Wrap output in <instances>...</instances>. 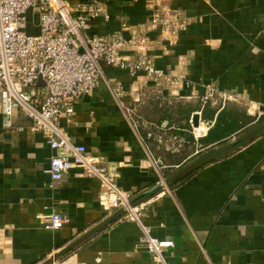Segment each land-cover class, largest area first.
<instances>
[{
	"label": "crops",
	"instance_id": "0c3cea01",
	"mask_svg": "<svg viewBox=\"0 0 264 264\" xmlns=\"http://www.w3.org/2000/svg\"><path fill=\"white\" fill-rule=\"evenodd\" d=\"M102 1L108 18L79 41L122 32L121 55H146L166 77L102 63L62 125L144 206L153 235L175 242L170 264H264V0ZM155 12L185 28L152 30ZM195 115L209 127L199 139ZM31 126L0 115V264H155L127 211L102 206L96 178L74 168L49 187L53 152ZM53 213L69 219L57 231L45 229Z\"/></svg>",
	"mask_w": 264,
	"mask_h": 264
},
{
	"label": "built area",
	"instance_id": "2783aa9c",
	"mask_svg": "<svg viewBox=\"0 0 264 264\" xmlns=\"http://www.w3.org/2000/svg\"><path fill=\"white\" fill-rule=\"evenodd\" d=\"M35 14L38 31L30 34L26 32L27 19ZM103 17L108 18V14L102 0L74 6L66 0H0V115L3 126L9 128L15 113L21 112L32 122L31 131L44 135L53 152L45 171L51 189L74 168L96 178L102 206L107 210L124 208L141 227L140 244L152 261L170 264L167 254L175 249V242L153 235L143 222L144 206H133L131 194L118 185L117 174L111 173L84 145L74 143L61 123L62 116L72 120L76 116V102L96 88L103 75L102 63L131 74L144 72L155 80L166 77L146 55L132 61L121 55L120 50L132 43L122 32L110 38L89 37L81 43L79 36ZM148 22L152 30L171 36L185 28L177 14L155 12ZM147 42L146 36L137 40L140 46ZM40 81L43 86L38 85ZM208 129L198 125L193 128V135L202 138ZM68 222L66 216L53 213L45 229L57 231Z\"/></svg>",
	"mask_w": 264,
	"mask_h": 264
},
{
	"label": "rangeland",
	"instance_id": "374dc122",
	"mask_svg": "<svg viewBox=\"0 0 264 264\" xmlns=\"http://www.w3.org/2000/svg\"><path fill=\"white\" fill-rule=\"evenodd\" d=\"M38 20V15L35 14V15H29L28 16V26H27V29H26V32L27 33H30V34H36L37 32V28L36 26L34 25V22Z\"/></svg>",
	"mask_w": 264,
	"mask_h": 264
},
{
	"label": "water",
	"instance_id": "95a60500",
	"mask_svg": "<svg viewBox=\"0 0 264 264\" xmlns=\"http://www.w3.org/2000/svg\"><path fill=\"white\" fill-rule=\"evenodd\" d=\"M38 85H39V86H43L44 84H43L42 81H40ZM198 119H199V116H198V115H195V116H194V125H195V127H197V126L199 125V124H198Z\"/></svg>",
	"mask_w": 264,
	"mask_h": 264
}]
</instances>
